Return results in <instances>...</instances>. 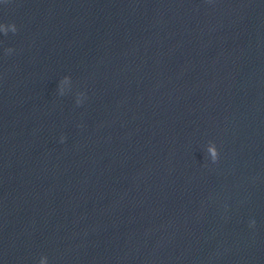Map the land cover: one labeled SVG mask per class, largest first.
<instances>
[{"label": "clouds", "instance_id": "clouds-1", "mask_svg": "<svg viewBox=\"0 0 264 264\" xmlns=\"http://www.w3.org/2000/svg\"><path fill=\"white\" fill-rule=\"evenodd\" d=\"M4 2L6 3L7 0H4ZM9 29L11 30L12 33L17 32V27L14 23L13 24H7V27H5V24H0V32H3L5 35H7ZM7 51H8V53H11L13 51V49L8 48ZM64 79L66 80V79H68V77L65 76ZM60 94L63 95L62 92ZM82 96H83V93L78 94V97H82ZM76 102L79 105L82 103V100L80 98H78ZM64 139L65 138L62 136L61 142H63ZM209 152L211 154L212 162L213 163L217 162L219 159V152L217 151V149L215 147H211V148H209ZM249 227H255V220H253L249 223Z\"/></svg>", "mask_w": 264, "mask_h": 264}]
</instances>
